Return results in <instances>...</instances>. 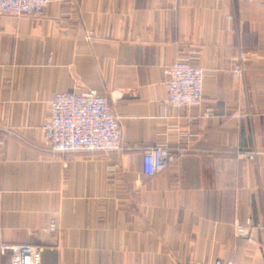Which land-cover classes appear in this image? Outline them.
Instances as JSON below:
<instances>
[{"label":"crops","instance_id":"crops-1","mask_svg":"<svg viewBox=\"0 0 264 264\" xmlns=\"http://www.w3.org/2000/svg\"><path fill=\"white\" fill-rule=\"evenodd\" d=\"M179 58L207 74L199 108L165 103ZM85 90L109 100L121 151L47 146L49 102ZM154 146L175 157L146 176ZM4 245L40 248L41 264H264V0H49L37 20L0 15L9 264Z\"/></svg>","mask_w":264,"mask_h":264},{"label":"built area","instance_id":"built-area-1","mask_svg":"<svg viewBox=\"0 0 264 264\" xmlns=\"http://www.w3.org/2000/svg\"><path fill=\"white\" fill-rule=\"evenodd\" d=\"M49 0H0V15L41 18ZM242 65L233 73L241 75ZM165 103L175 109L199 108L203 98L205 70L179 58L166 68ZM49 117L42 126L44 139L52 152L73 154L78 152L121 151V128L113 114L109 100L93 90L56 94L48 105ZM253 153L239 154V159H252ZM174 154L165 146H154L142 153V173L153 176L163 172L174 159ZM252 224H237V236L248 234ZM259 227V226H258ZM55 223L48 230L55 232ZM1 251L9 252V264H41V249L33 246H7ZM200 264H235L232 261L215 260Z\"/></svg>","mask_w":264,"mask_h":264},{"label":"trees","instance_id":"trees-1","mask_svg":"<svg viewBox=\"0 0 264 264\" xmlns=\"http://www.w3.org/2000/svg\"><path fill=\"white\" fill-rule=\"evenodd\" d=\"M10 254V253H9Z\"/></svg>","mask_w":264,"mask_h":264}]
</instances>
